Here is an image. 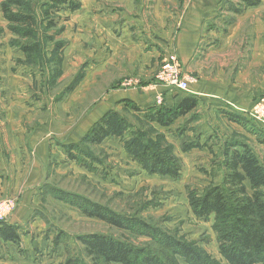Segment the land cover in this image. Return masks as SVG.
Returning a JSON list of instances; mask_svg holds the SVG:
<instances>
[{"label":"rangeland","instance_id":"1","mask_svg":"<svg viewBox=\"0 0 264 264\" xmlns=\"http://www.w3.org/2000/svg\"><path fill=\"white\" fill-rule=\"evenodd\" d=\"M2 1L0 172L4 171L3 161H11L12 168L5 182L8 190L6 186L4 191L0 188V200L16 201L6 220L20 225L22 234L19 245L0 236V264H62L69 257H80L90 264L84 246L77 241L78 236L90 233L168 253L132 222L130 225L138 230H120L87 216L82 208L92 207L89 202L120 215L138 217L153 232L195 242L212 259L225 263L212 227L214 216L196 217L188 192L196 189L202 193L207 186L222 182L228 143L249 145L264 162L260 143L264 137V0L240 14L225 8L227 3L243 7L242 0H80L79 10L61 11L56 29L46 32L54 41L39 36L43 52L29 60L12 45L19 39L8 28ZM126 1L133 7L129 17ZM200 1L215 8L200 28L193 59L200 71L182 64L190 77L188 90L174 88L177 100L171 105L164 103L163 96L158 103L160 95L155 101L140 104L137 96L151 94L147 86L160 84L159 70L177 53L174 40L185 15L208 11L209 6L196 5ZM37 3L34 0L41 16ZM137 14L139 23L131 18ZM234 28L235 36L227 41ZM124 29L130 31L131 42L122 39ZM39 33H45L43 25ZM159 35L173 42L167 50L159 45ZM58 44L64 47L58 49ZM159 54L161 59H156ZM196 77L212 85L209 90L218 95L205 96L196 109L170 127L151 126L124 102L131 100L144 110L171 108L189 93ZM131 94L132 98H120ZM112 109L126 120L125 133L112 135L100 145L82 144L90 127ZM231 110L243 115L246 123L231 121L227 117ZM134 132L146 134L142 144H147L148 137L166 147L158 137L165 133L182 158L181 177L151 174L128 153L136 139L131 135ZM197 135L205 146L182 152L181 144ZM71 143L80 144L73 150L77 160L67 153L65 145ZM21 202L25 206L13 218ZM179 261L189 264L181 257Z\"/></svg>","mask_w":264,"mask_h":264},{"label":"trees","instance_id":"2","mask_svg":"<svg viewBox=\"0 0 264 264\" xmlns=\"http://www.w3.org/2000/svg\"><path fill=\"white\" fill-rule=\"evenodd\" d=\"M243 7L235 3H227L226 8L232 13L240 14L247 7H253L261 0H242ZM41 9L38 16L34 7V0H3L1 10L8 22L10 31L19 40L12 42L29 59L43 52V45L39 36L54 41L53 35L46 34L56 29L61 11L75 12L82 7L80 0H37ZM35 5V6H37ZM43 25L45 33H39ZM17 41L16 43H14ZM55 44V42H54ZM62 44H58L59 49ZM63 50V49H62ZM63 58V56H62ZM63 63V60H62ZM126 107L133 111L141 120L156 127L167 128L196 109L200 103L197 95L188 93L182 100L171 108L160 107L149 110L141 109L135 102L125 100ZM227 117L231 121L246 123V118L236 111H229ZM126 120L121 118L119 111L110 110L96 121L85 133L82 144L100 145L112 135H120L126 131ZM130 129V128H129ZM132 140L127 152L133 155L151 174H160L174 179L181 177L182 158L177 154L174 145H170L165 133L158 137L167 146L156 139H147L142 144L141 133H131ZM264 146V137L260 140ZM182 152H189L193 148H200L199 136L189 142L181 144ZM71 158L77 160L73 154L80 144L65 145ZM140 149V151H135ZM170 149V151H169ZM171 153V154H170ZM223 166V180L218 185L207 186L202 193L196 189L188 192L189 205L198 218L209 219L214 216L213 229L217 234L219 253L225 263L212 259L195 242L186 241L166 235L165 232L156 233L150 229L144 220L135 216L117 214L107 207L89 202L92 207L82 208L89 217L102 221L120 230L143 228L144 234L152 237L154 243L164 247L168 252L151 247H137L123 240L99 233L84 234L77 237L84 246V252L90 264H180L183 258L189 264H264V162L247 144L228 143L225 147ZM135 217L136 225L133 222ZM134 226L130 225V223ZM148 228V229H147ZM21 226L0 221V236L6 242L17 245L21 241ZM141 230H139L140 232ZM62 264H88L80 257H69Z\"/></svg>","mask_w":264,"mask_h":264},{"label":"crops","instance_id":"3","mask_svg":"<svg viewBox=\"0 0 264 264\" xmlns=\"http://www.w3.org/2000/svg\"><path fill=\"white\" fill-rule=\"evenodd\" d=\"M129 3H131V2L126 1V6H127V8L125 9L126 16H128V14L131 13V11H132L131 9L133 8L132 6L128 5ZM133 4L134 3H132L131 5H133ZM198 4L201 7L209 6L208 11L199 12V13L198 12H196V13L192 12V13H188L187 15H185L186 17L184 18V24H182L181 32H180L179 36H177L174 40V46L176 47L177 53L172 54V57H175L177 55L176 58L178 57L179 61L181 60L183 62L182 63L180 61L183 64V66L186 67L189 64L190 67L191 68L194 67L195 71H197V72L200 71L199 64L194 62L193 59H194V54L196 52V48L198 46V42L200 40V32H201L200 28L204 26L203 25L204 18H208L209 16H211L215 12L214 11L215 8L210 7V6H212V4L210 2L209 3H206V1H203V2L200 1L199 3L196 2L197 6H198ZM137 12H139V11H137ZM139 15H140V12H139ZM131 18L136 19L138 23L140 22V20H139L140 18H138V14L136 15V17L131 16ZM234 24H235V22H234ZM235 25L238 26V23L236 22ZM235 29L236 28H234L233 31L228 34L227 41L229 40L230 36L231 37L235 36V33H236ZM125 30H126V32H125ZM129 34H130V31H128L127 29H124V31L122 33V37H123L122 39H126L129 41L130 40V38L128 37ZM160 38L161 39L159 41H161L163 45L159 44V43L158 44L161 45L162 48L167 50V48H168L167 46L171 47L170 43H173V42L169 41V38L166 39L165 37H161V36H160ZM131 41L132 40H130L129 42H131ZM158 44H157V46H158ZM128 46H130L129 48H131L133 46V43H131L130 45L128 44ZM213 50H215V49H213ZM209 52H211V50ZM173 55H175V56H173ZM161 56L162 55L159 54L158 56L156 55L155 57H156V59H161ZM167 56H168V54L166 55V57ZM152 57H154L153 54H152ZM162 60H164V59H162ZM185 70L188 72V70L186 68H185ZM203 81H204V79H198L196 77V80L192 81V83L194 85L191 86V89L189 90V93L197 95L200 98V104L202 102V99H204L205 96L208 97V96L218 95L216 92H211L209 90V88L212 87V85H210V84L208 85L207 81H204V82ZM216 87H218V85H216ZM147 88H151V90H150L151 94L147 95V94H145V92H143L142 95H138L137 100L140 101V104L146 105V103H149L153 99H154L153 101H155V97H157L159 95L163 96L164 103L168 106L177 100V97H176L177 92L174 90L173 87H168V86H165L162 84H156V85L154 84V85H148ZM152 94H153V97H152ZM139 96H140V98H138ZM123 97H126V98L131 97L132 98V94H131V96L125 95V96H121L120 98H123ZM3 163H5L6 166L4 165L3 166L4 171L0 172V188L2 189V191H4L3 188L6 186L5 188L7 191L8 188H7V184L5 182L7 181L6 179H8L7 176L8 177L10 176L12 164H11V161H9L8 163L3 161ZM6 172H7V175H6ZM25 201H26V198H24L22 200V202H25ZM22 202L20 203L21 205L17 208V211L13 214V218H16L18 215V211L22 210V208L25 206V205H23ZM10 223H13L12 219H11Z\"/></svg>","mask_w":264,"mask_h":264},{"label":"built area","instance_id":"4","mask_svg":"<svg viewBox=\"0 0 264 264\" xmlns=\"http://www.w3.org/2000/svg\"><path fill=\"white\" fill-rule=\"evenodd\" d=\"M186 72L182 63L177 58L171 57L163 63L157 74V81L162 85L187 91L190 77L186 75ZM157 101L161 103L162 97L159 96ZM16 204L13 199L0 200V221H7L8 216L15 210Z\"/></svg>","mask_w":264,"mask_h":264}]
</instances>
